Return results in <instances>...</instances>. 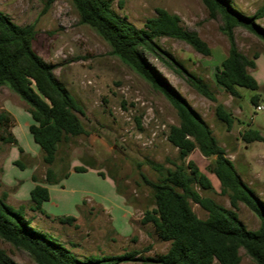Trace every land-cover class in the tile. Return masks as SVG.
Masks as SVG:
<instances>
[{
    "label": "rangeland",
    "instance_id": "rangeland-1",
    "mask_svg": "<svg viewBox=\"0 0 264 264\" xmlns=\"http://www.w3.org/2000/svg\"><path fill=\"white\" fill-rule=\"evenodd\" d=\"M112 1L114 9L139 28L157 14V8H165L179 15L186 29L197 32L208 43L211 53L205 55L184 40L168 36L158 40L190 73L210 85L216 101L200 94L185 74L170 67L165 59L152 54L147 58L207 122L243 180L264 200V142H246L242 137L249 128L258 129L264 136V41L243 27L235 28L239 48L250 57L259 55L256 67L250 71L260 88L254 91L240 87L241 96L233 97L215 77L227 56L229 39L221 18L210 17L201 0ZM232 1L249 15L264 4V0ZM0 11L19 25L34 26V49L54 66L56 76L82 104L84 113L80 117L88 132L59 146L53 167L60 176L68 171L69 174L58 182L45 183L50 189V199L44 202L43 209L51 217L29 209L27 217L34 218L36 227L81 259L132 254V258L119 264H160L145 259L166 253L170 242L157 236L152 223L142 221L144 213L154 207L153 191L142 173L159 181L161 174L150 161L164 168H174V163L182 162L179 150L167 137L170 126L179 124L176 109L163 93L115 54L93 26L81 20L72 0H0ZM258 22L264 27V17ZM256 93L259 99L254 104L250 98ZM219 104L232 114L230 128L217 116ZM259 105L263 109L258 110ZM2 110L15 118V126L9 130L18 143L0 140V194L7 191L8 202L17 207L16 192L26 188L33 175L39 181L44 179L47 165L29 131L33 122L29 105L7 85L0 87ZM19 146L24 153L19 151ZM215 158L204 156L196 148L186 162L194 161L212 181L211 189L196 186L197 190L232 208L228 193L222 192L220 180L211 171ZM93 161L98 168L74 170V166ZM98 170L105 175H100ZM101 201L110 205L111 216L98 205ZM192 206L200 218L208 217V212L198 203L192 202ZM236 210L249 229L259 228V218L243 202L238 203ZM66 215L77 217L78 226L52 218ZM0 246L19 264H36L26 251L1 239ZM240 253L241 264H255L244 249Z\"/></svg>",
    "mask_w": 264,
    "mask_h": 264
},
{
    "label": "trees",
    "instance_id": "trees-1",
    "mask_svg": "<svg viewBox=\"0 0 264 264\" xmlns=\"http://www.w3.org/2000/svg\"><path fill=\"white\" fill-rule=\"evenodd\" d=\"M81 20L93 26L109 42L115 54L130 64L154 88L163 93L179 116V124L170 126L168 140L179 150L181 163L174 168L150 161L159 171V181L142 177L153 191L154 207L144 213L142 221L154 225L157 236L169 241L170 247L164 254L146 261L160 264H241V249L255 264H264V200L243 180L234 162L226 155L210 126L201 115L149 62L147 55H156L179 73L202 95L216 101L215 91L205 80L190 73L170 52L163 49L158 40L168 36L184 40L199 52L209 55L211 48L195 31L181 24L179 15L165 8H157V14L149 17L144 27H137L125 15L119 14L112 0H72ZM212 18L220 17L222 28L229 39L227 56L216 71L218 84L233 97H240V87L258 90L260 84L250 69L255 68L253 57L245 54L238 46L235 28L243 27L264 41V27L258 22L264 17V4L252 14H245L232 4V0H201ZM35 28L33 25H19L0 11V87L7 85L28 105L33 122L29 131L39 145L42 160L47 165L45 178L30 191L27 204L18 207L8 202L9 193L0 194V239L16 249L26 251L36 264H119L132 258V254L106 255L99 258H79L64 244L50 237L36 227L34 218L27 217L26 210L51 217L43 209L50 199V189L45 183L58 182L69 171L60 176L53 165L62 142L87 134L80 114L82 104L54 72V66L34 49ZM251 102L256 104L259 95L253 94ZM217 116L230 128L233 117L222 104L216 108ZM15 118L7 111H0V140L17 144L11 129ZM246 142L263 141L258 129L249 128L242 134ZM199 148L206 157L215 156L211 171L221 183L223 193H228L232 208L225 207L212 197L197 190L211 189L212 181L201 172L194 161L186 159ZM19 151L24 153L23 147ZM19 164L20 161H16ZM98 168L96 162L74 166L75 171ZM100 175H105L98 170ZM114 178V177H113ZM192 202L198 203L208 212L207 218H200ZM243 202L259 218L257 230L249 229L236 210ZM62 224L78 226L77 217L66 215L52 217ZM0 264H19L0 246Z\"/></svg>",
    "mask_w": 264,
    "mask_h": 264
},
{
    "label": "crops",
    "instance_id": "crops-1",
    "mask_svg": "<svg viewBox=\"0 0 264 264\" xmlns=\"http://www.w3.org/2000/svg\"><path fill=\"white\" fill-rule=\"evenodd\" d=\"M73 165H76V164L74 163ZM36 183L37 182L32 179L31 183L29 185H27L26 188H24L21 191L19 190L18 192H16L15 198L19 201V205L20 204H27L29 202V199H30V191L35 186ZM120 197H121L120 199L122 200V196L121 195H120ZM122 201H125L124 196H123V200ZM98 205H100L102 207V209H103V211L105 213H107V214H109L111 216V214L113 212H112V210H110V205L107 202L101 201V202H99Z\"/></svg>",
    "mask_w": 264,
    "mask_h": 264
},
{
    "label": "built area",
    "instance_id": "built-area-1",
    "mask_svg": "<svg viewBox=\"0 0 264 264\" xmlns=\"http://www.w3.org/2000/svg\"><path fill=\"white\" fill-rule=\"evenodd\" d=\"M261 109H263V107L259 105V106H258V110H261Z\"/></svg>",
    "mask_w": 264,
    "mask_h": 264
}]
</instances>
